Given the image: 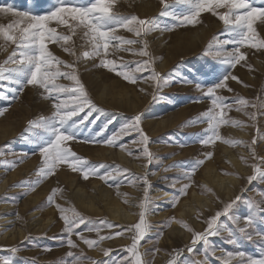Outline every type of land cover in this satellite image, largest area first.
<instances>
[{
  "label": "rangeland",
  "instance_id": "obj_1",
  "mask_svg": "<svg viewBox=\"0 0 264 264\" xmlns=\"http://www.w3.org/2000/svg\"><path fill=\"white\" fill-rule=\"evenodd\" d=\"M88 2L89 0H76L77 4ZM166 3L167 9L162 0H118L114 9L126 16L137 15L140 18L153 19L155 24L159 25L142 37H136L133 32L123 28L116 32L126 39L141 41L135 45H122L121 48H134L138 51L143 47L142 41L147 40V50L155 61L156 71L169 80L168 86L158 90L150 79L145 81L138 78L136 83H132L116 72L102 67L100 57H84L83 53L90 52L92 48L90 39L84 36V29L75 28L73 32L74 25L66 27L57 25L55 21L50 22V27L56 28L57 32L71 36V40L63 43L71 47L75 55L65 52L59 43H49L50 51L56 57L74 65L76 75L96 105L91 115H88L89 109L85 108L73 117L76 121L83 120V124L79 125L78 139L69 141L68 146L78 156L87 158L93 166H102L99 167L101 174L105 171L112 172V180L106 182L99 175L90 176L85 180L82 172L72 171L67 164H58L53 175L35 184L38 179L37 170L42 166V157L37 150L36 141L37 137L43 134V130L29 128L28 122L51 116L54 112L53 101L39 87L28 86L17 94L13 91L18 88L16 83L7 79L0 82V92L3 93L0 95V111H3V115H0V186L5 184L0 191V256L10 257L12 264H72V258L67 256L70 251L80 257L76 264H96L97 261H107L111 264L125 257L131 259L125 249L132 243V232L105 239L99 246L92 248L73 234L72 239L78 247L68 246L59 209L54 204H48L47 199L54 188H60L62 191L57 194L56 203L65 208L67 215L72 214L73 208L83 214L86 218L85 224L80 225L78 231L83 232L89 239H98V234L87 232V227H99V235L102 236L123 231L128 225L108 213L104 198L111 203L119 201L126 207H131L133 205L129 203L128 197L137 195L140 196V204L144 198V185L137 177H142L145 173L138 171L133 164L145 167L147 160L141 156V145L133 143L139 141L138 133L121 137L120 143L125 145V149L107 145L102 141L117 133L122 125L138 114H143L141 126L150 137L148 146L154 154V162L145 167L151 182L148 189L151 203L146 213L151 229L138 246L146 264H168L173 257L176 258L177 264H192L194 260L204 261L205 245L197 242L195 251L189 253L187 247L192 242L193 233L179 221H185L195 231L202 232L207 227V219L217 211H222L225 205L237 196L240 200L233 204L228 216L220 218L219 223L232 229L238 242L231 243L227 231L209 237V253L214 250L215 255H208L207 262L238 264L240 258L229 261L228 252L243 251L254 258L264 253V243L259 237L253 236V240L248 241L233 224V220L239 218V227H244L243 218L247 215H264L258 210L264 206V180L259 177L251 183L247 180L254 171L251 165L260 163L261 158H264V109L259 107L264 103V49H241L247 51L246 60L251 68L242 62L231 69L243 83L229 80V87L233 91L225 89L220 92V95L229 97L227 103L233 105L230 110H225V119L229 122L222 124L219 129L222 139L214 144L202 145L199 140L208 125L206 120L197 121L211 107V100L207 97L201 98V92L195 85L213 83L221 76L227 66L216 53L231 51L235 45L223 43L231 39L230 29L212 12L201 13L196 25H181L173 29L172 25L176 23L174 16L186 14L188 5L181 0H166ZM254 3L257 7H264V0H254ZM7 4L13 5L19 12L47 15L54 11L57 0H0V6ZM165 11L169 15H161ZM224 11V8L217 9L220 13ZM15 19L16 17L0 15V24L7 25ZM255 28L258 35L264 37V24L257 21ZM116 43L119 41H113V44ZM14 50L15 45L5 43L3 38H0V65H4L5 69L14 67L4 64ZM105 58L113 59L117 64L127 62L132 67L133 62L148 59L133 52L113 51L111 44L109 54ZM60 67L61 71H73L64 66ZM4 75L8 76L10 73L5 71ZM136 75L147 77L149 73L146 71ZM15 79L13 76V80ZM57 83L66 85L69 89L76 87L75 81L64 77L59 78ZM17 95L18 98H14ZM236 96L255 102L257 108L249 105L237 111V105L231 99ZM61 99H68V96L62 95ZM250 112H256L255 121L247 114ZM85 117L87 119H84ZM158 121L159 123H156ZM231 121H243V124L236 125ZM253 138H256L255 159L247 146ZM225 140H239L245 143L232 144L226 143ZM225 148L233 149L246 168L243 171L247 172L249 169L247 173L239 171V168L222 155ZM207 152H212L213 155L205 158ZM120 153L125 157H120ZM198 160H204V163L191 174V168ZM10 165L15 166L10 168ZM211 167L221 175H232L238 179L239 183L237 182L231 197L220 194L218 196L213 186L204 181L205 173L208 174ZM124 168L129 169L130 173L120 174L117 171ZM185 173L191 174V180ZM71 179L75 180L74 185H71ZM130 180H136V183H130ZM34 184V190H30ZM184 184H190V187L185 194H180L179 190ZM78 185L92 195L95 201L92 210L80 206L75 201L73 192ZM105 189L109 191V196L104 195ZM195 190L203 196H212L213 211L199 206L191 213L183 212L182 205L185 201L192 200ZM253 205L257 207L253 208ZM34 212H39L45 219L43 224L36 225V218L31 215ZM153 212H157V217L152 219L150 214ZM5 214L9 218L8 221H4ZM50 216H54L55 221L47 225L46 220ZM173 217L175 219H172ZM138 221L139 215L132 224ZM106 222L119 227L108 228ZM7 227L12 233L5 237L3 230ZM11 247H17L19 251L12 253L8 250ZM105 249H111L108 256L104 254Z\"/></svg>",
  "mask_w": 264,
  "mask_h": 264
},
{
  "label": "snow or ice",
  "instance_id": "obj_2",
  "mask_svg": "<svg viewBox=\"0 0 264 264\" xmlns=\"http://www.w3.org/2000/svg\"><path fill=\"white\" fill-rule=\"evenodd\" d=\"M117 2L118 0H89L87 4H77L76 0H57V6L54 11L49 12L47 15H32L29 12H19L11 4L0 6V15L16 17L12 23L7 25L0 24V38H3L5 43L10 42L16 46V50L4 62L5 65L11 64L14 67L5 69L4 65H0V82L7 79L16 83L18 88L13 91L17 94L23 92L28 86L39 87L53 101L54 112L51 116L40 117L28 122L29 128L43 130V134L38 136L36 141L37 150L42 157V166L37 170L38 179L35 184H39L42 179L53 175L58 164H67L72 171L82 172L85 180L90 176L96 175H99L106 182L114 179L112 172L105 171L101 174L99 167L102 166H93L87 158L78 156L68 146L69 141L78 139L80 132L79 125L83 124V120L76 121L73 117L77 116L78 112L84 111L85 108L89 109L88 115H91V111L96 108V105L92 102L85 86L76 75L74 65L56 57L50 51L48 47L49 43H59L65 52H68L70 55H75L74 50L71 47L65 46L63 43L71 40V36L57 32L56 28L50 27V22L55 21L57 25L62 24L66 27L74 25L75 27L72 28L73 32L75 28L84 29V36L90 39L92 48L90 52H84L83 56L86 58L100 57V65L102 67L116 72L126 81L136 83L138 78H142L145 81L150 79L157 90L169 85V80L166 79L165 75L156 71L154 67L155 61L151 58L147 50V40L142 41L143 47L138 51L134 48H121L122 45H135L141 41L137 39H126L116 34L118 29L123 28L129 32H133L136 37H142L158 28L159 25L155 24L153 19L140 18L137 15L126 16L118 11H114ZM181 2L188 5V12L174 16L176 23L172 25L173 29L181 25H196L199 22L198 17L201 13L206 11L212 12L230 29L231 39L225 40L223 43L225 45H235L231 51L216 53L217 57L221 59V62L227 66L225 72L213 83H196L195 85L201 92V98L207 97L211 100V107L197 121L203 122L206 120L208 125L202 132V138L199 140V143L202 145L214 144L217 140L222 139L219 134L221 125L229 122L225 119V110H230L233 106L227 103L230 98L220 95V92L225 89L230 92L233 91L229 87V80H236L237 82L243 83L238 76L232 73L231 69H234L242 62L251 68V65L247 64L246 60L248 55L247 51H242L241 49H264V37H260L255 28L257 21L264 24V7H257L254 0H181ZM162 3L165 9H167L168 4L166 0H162ZM218 8H224L226 11L223 13L217 12ZM161 15H169V13L165 11ZM113 41H119V43L113 44ZM110 44L112 45L113 51L123 50L133 52L141 57H148V59L133 62L134 67L127 62L117 64L115 60L105 58L109 54ZM60 66L73 69V71H61ZM5 71H8L10 75L5 76ZM146 71L149 73L147 77H138L136 75ZM13 76L16 77L15 80H13ZM61 77L75 81L76 87L69 89L68 86L57 83V80ZM187 82L190 83V81ZM245 86L247 87L248 85ZM0 95H3V93L0 92ZM62 95H67L68 99L62 100ZM14 98H18V95ZM153 98L155 99V96ZM231 99L237 105V111L249 105L252 108H257V104L247 98L236 96ZM259 107L264 109V103H261ZM247 114L253 121L256 120V112ZM0 115H3V111H0ZM142 116L143 114H138L130 118L129 122L122 125L117 133L113 134L107 140L102 141V143L125 149V145L120 143L121 137L123 135H130L131 133H138L139 141H133V143H139L141 145V156L147 160V165H151L154 162V154L148 146L150 137L141 126ZM84 119H87V117ZM231 123L242 125L243 121H231ZM225 142L232 144L245 143L239 140H225ZM255 144L256 138H253L251 144L247 145L250 148L253 159L256 157ZM129 152L131 154L130 149ZM212 155V152H207L205 158H210ZM203 163L204 160L196 161L191 168V174H194L197 167ZM14 166L10 165L9 167ZM251 166L254 171L252 175L247 177L248 182L251 183L257 177L264 180V158H261L260 163H254ZM117 171L120 174L130 173V170L127 168L122 170L118 169ZM191 174L185 173V176L191 180ZM130 175L134 176L135 174ZM148 175L149 173H145L142 177H137V179L142 180L144 185V198L139 204V208L141 209L139 221L135 224L125 226L123 231H116L108 236L99 235L101 231L99 227H87V232H95L98 234V239L95 240L87 238L83 232L78 231L80 225L85 224L86 218L83 214L76 211L75 208L71 210V215L65 214V208L59 203H56V196L62 190L60 188H54L47 199V203L54 204L59 209L60 217L65 225L64 234L68 246L71 248L78 247L77 243L72 239L73 234L78 236L89 248H92L93 246H99L105 239H112L124 235L125 232H132V243L125 249L131 259L125 257L118 262H111V264H146L142 259V254L138 246L140 241L145 238L151 229V224L146 219V213L151 203V198L148 195L151 182L148 179ZM129 182L135 184L136 180H130ZM35 184L30 190H34ZM189 187L190 184H184L179 190V193L185 194ZM239 200L240 197L237 196L235 200L226 204L222 211H217L209 217L206 221L207 227L202 232L195 231L185 221H179L188 231L193 233L192 242L187 247L189 253L195 251L197 242L205 245L204 252L206 259L204 261L194 260L192 264H208L207 256L215 255L214 250L209 253V237L217 236L227 231L230 242L234 244L238 242L235 232L226 225L219 223V221L222 216H228L233 204ZM256 207V205H253V208ZM258 210L260 213H264V206L259 207ZM172 219L175 218L173 217ZM243 219L245 222L244 227H239V218L233 220V224L239 233L243 234L248 241H252L253 236H256L264 243V230H261L264 228V215L257 216L253 213ZM106 225L108 228L119 227L110 222H106ZM211 247L214 248V246ZM8 250L12 253L19 251L17 247H11ZM154 251H159V249H154ZM110 252L111 249H105V256H108ZM67 256L72 258V264H76V261L80 259V257L75 256L71 251L67 253ZM227 256L229 261L239 257L238 264H264V253H261L258 258H254L243 251H237L235 253L228 252ZM0 264H12V260L10 257L0 256ZM96 264H109V262L97 261ZM168 264H177L176 258L173 257L169 260Z\"/></svg>",
  "mask_w": 264,
  "mask_h": 264
},
{
  "label": "bare ground",
  "instance_id": "obj_3",
  "mask_svg": "<svg viewBox=\"0 0 264 264\" xmlns=\"http://www.w3.org/2000/svg\"><path fill=\"white\" fill-rule=\"evenodd\" d=\"M162 45H165V44H162ZM156 123H159V121ZM246 152L247 151H245V153ZM222 155L225 156V158L229 162H231V164L233 166H235L236 168H239V171L240 170L243 171L246 169L245 166L243 165V162L240 160V157L239 158L237 157L238 155H236L234 153L233 149L230 150L228 148H225L224 153ZM120 157L123 158V157H125V155L123 153H120ZM133 165L138 171H143L144 173H148V170L145 167H142V165H138L137 163H134ZM248 171H249V169H248ZM243 172H245V171H243ZM247 172H245V173H247ZM245 173H243V174H245ZM205 174H206V178L204 181L208 182L211 186H213V188L216 190V192H218V194H217L218 196L220 194L222 196L231 197L234 193L233 191L235 190L237 182L239 183L238 179L235 176L221 175L220 173H217L216 170L212 167L210 168L209 173L208 174L205 173ZM148 178H149V176H148ZM154 178L155 177L153 176V179ZM70 181H71V185H74L75 180L71 179ZM4 185L0 186V191L2 190V188H4ZM73 193H74L75 201L80 206H82L88 210H92L95 207V201L93 200L92 195L89 194L86 190H84L82 188V186L78 185L77 189ZM143 193H144V191H143ZM104 195L109 196L110 195L109 191L105 189ZM139 199H140V196H137V195H135L133 197H128L129 203L132 204L133 206L126 207L125 205L122 204V202L116 201V202L111 203L107 198H104V202H105V206H106V208L105 207L104 208L107 209L108 213L113 218L120 219L125 224L131 225L132 223H134L137 220L138 215L141 211V209L139 208V204H138ZM199 206L201 208H208L209 211H211V210L213 211V198L210 195L209 196H203L195 190L192 193V200L185 201L184 204L182 205V210H183V212L191 213V212L195 211L197 209V207H199ZM214 207H216V206L214 205ZM7 208H8V205H7ZM4 210H6V209H4ZM31 215H32V217L36 218L34 220V222H36V225H41V224H43V221H45V219L41 216V214L39 212H34ZM160 216H162V214H160ZM3 217H4V221L9 220V218L7 217L6 214ZM150 217H152V219L157 217V212L151 213ZM54 221H55L54 216H50L47 218L46 224L49 225L51 223H54ZM5 225H7V224H5ZM9 229L10 228L7 227L3 230L5 237L12 233V230L10 231ZM19 230L22 231L21 229H19Z\"/></svg>",
  "mask_w": 264,
  "mask_h": 264
}]
</instances>
